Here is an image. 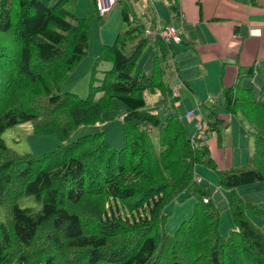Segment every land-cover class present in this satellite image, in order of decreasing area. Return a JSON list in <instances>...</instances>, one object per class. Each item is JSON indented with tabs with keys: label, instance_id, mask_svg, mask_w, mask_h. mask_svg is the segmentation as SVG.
<instances>
[{
	"label": "trees",
	"instance_id": "16d2710c",
	"mask_svg": "<svg viewBox=\"0 0 264 264\" xmlns=\"http://www.w3.org/2000/svg\"><path fill=\"white\" fill-rule=\"evenodd\" d=\"M77 1L0 0V264H264V230L247 214L264 220V207L237 190L264 182V102L241 82L255 76L259 59L238 66L228 82L222 69L223 115L201 102L207 109L201 117L205 141L215 133L221 144L228 115L253 138L245 164L217 169L208 146H191L177 109L168 83L172 45L154 38L150 69L134 74L153 38L129 0L115 5H124L122 19L132 26L92 53L88 96L61 91L88 53L92 23L102 26L108 14L99 15L90 0L87 15L78 16ZM162 1L180 15L178 0ZM148 12L154 28L157 17ZM180 39L188 45L183 33ZM105 61L111 67L95 85L97 66ZM156 92V108L147 109L146 93ZM168 100L172 111L162 120L158 110ZM123 107L122 144L113 148L104 138V115ZM23 124L59 142L38 155L18 152L1 133ZM196 165L214 170L229 192L233 227L226 237L219 232L220 209L198 183ZM187 189L197 196L192 213L168 234L164 209ZM26 196L40 208L21 207Z\"/></svg>",
	"mask_w": 264,
	"mask_h": 264
},
{
	"label": "rangeland",
	"instance_id": "374dc122",
	"mask_svg": "<svg viewBox=\"0 0 264 264\" xmlns=\"http://www.w3.org/2000/svg\"><path fill=\"white\" fill-rule=\"evenodd\" d=\"M136 1V0H135ZM90 0L87 2L86 7L81 9V12H79L78 8L77 10L75 9V13L78 16L85 17L87 14L88 10V5H89ZM142 3V2H141ZM132 6H135L133 3H131ZM136 5L140 7L136 1ZM124 5L122 3H117L115 7L112 9L110 13L107 14L105 17L104 22L102 23V26H106L109 17H111L109 25L107 26L108 31H114L116 32L113 41L115 39V36L117 32L119 31H124L128 29L129 27L132 26V23H126L122 19L121 15V8ZM151 7V10L153 11H159L158 4L152 0L151 4L149 5ZM160 7L162 8V2H160ZM155 9V10H154ZM165 10L168 11V8L164 7ZM79 12V13H78ZM133 13L136 16V19H143L145 20L148 16V13H144L142 18L140 13L136 11V9L133 8ZM158 14V12H157ZM156 12L155 15L157 16ZM158 18V16H157ZM96 21H94L91 25V28H89L88 31V53L85 55L83 60L81 61L79 67L77 70L72 72L70 76L67 77V79L63 82L61 85V91H69V92H74L78 96L85 98L88 96L89 93V84L91 80V75H92V67L95 64L94 58L97 55H93L92 52L94 50H99V47L102 44H112L110 43H103L102 40L106 36V34L101 33V30L99 28L101 27L98 23L95 24ZM177 26V25H176ZM179 27V26H177ZM99 30V31H98ZM153 38V37H152ZM156 45V41L151 39V41L147 44L145 48V52L141 59L139 60L138 66H136L134 74L139 73L140 71H147L151 67V60L154 55V47ZM175 44H172V46ZM131 47V44L127 45V48ZM111 67L110 62H102L97 66V71L95 73V78L94 84L97 85L99 84V79L102 78L103 76V71L108 70ZM257 67L258 70L256 71L255 76L252 77H243L242 78V87H252L254 88L255 95L260 99V102H264V58L259 59L257 61ZM220 72L217 73H211L210 76L206 79V81L210 84L213 81H217L219 83V87L215 91H206V86L204 84L205 80V73H199L194 79L188 80L190 88L187 87H176L181 83L180 81L177 82L175 73L170 72L169 78H168V83L172 90H176L179 92V97L177 98V109L179 112H182V114L187 110V109H192L194 113V117H202L205 115L206 106L202 105L201 102H205L207 105H213L216 111L219 113V115H223L224 110H223V97L221 95V82H220ZM201 88V90L199 89ZM193 90V93L192 91ZM99 94L96 95L98 97ZM209 96H212L213 98H209ZM146 108L147 109H155L156 104L155 102L161 98L160 93H146ZM195 98V100H193ZM171 106V102L169 101L168 103L163 104L162 107H159L158 114L160 119H164L168 114L171 113L172 109L169 106ZM165 105V106H164ZM126 111V108L123 107V111H115V112H109L104 115L105 118V125L103 126V131H104V138L105 140L113 147V148H120L122 144V131H121V121L120 119L123 116V113ZM230 116V115H228ZM111 117L113 119H111ZM183 118L186 120V123H190L187 128L190 131V134L193 135V133L196 131V125L194 128V124H192V121L195 118L188 117L186 118L183 116ZM226 121L228 122L227 128L224 129L223 136H222V150L224 152H227V148L230 147V139L233 138L234 132L239 129L242 136L243 140L239 144L240 148L236 145L233 146V151L235 152L236 156L239 154H246L245 156V161L241 163V165L246 162L247 156H248V151L251 153L253 150V138L251 135H249L246 131V129L238 122V120L234 117L231 116L230 118H225ZM195 129V131H194ZM194 131V132H193ZM1 137L5 140L6 144L13 148L14 150L18 152H28L32 154H41L43 152H48L50 150H53L56 147L57 144V139L51 136H37L34 135L31 131L30 125L29 124H23V125H15L12 126L11 128L6 129L3 133H1ZM59 142V141H58ZM191 146L193 148H202L203 145L195 142H192ZM211 156V154H210ZM212 157V156H211ZM213 158V157H212ZM215 161V165L217 169H229L233 165H229L227 160H226V153L224 155V158L222 159H217L213 158ZM235 166H238V161L239 157L237 156L235 158ZM245 164V163H244ZM233 166V167H235ZM202 168H205L203 166H200ZM207 169V168H205ZM213 176L215 177L214 181H205L202 184L204 185L203 188L207 190V186L209 189V193L211 194L212 199L216 202L217 206L220 209V219H221V232H223L225 235L222 236L226 237L230 230L233 227V222L232 218L230 215V211L228 209V201H229V192L227 190L222 189L219 186L218 183V175L216 172L210 168H208ZM197 180L199 181V178L197 176ZM257 185H261L260 188L254 187L251 184H248L250 186V190L244 191L243 194H241L238 190V194L241 197L247 198L249 200H252L256 203H258L260 206L264 207V182H255ZM253 184V183H252ZM246 185V186H248ZM240 187H244L239 186ZM238 188V187H237ZM185 192V191H184ZM182 192V193H184ZM182 193H180L178 196H180ZM178 196H176L166 207H165V215H166V220L164 221V229L166 233L168 234H173V232L176 230V228L180 225V223L187 219L193 210V205L197 201V196L195 194H192L191 190H186V194L179 198L176 199ZM255 198V199H254ZM18 204L21 207H29L32 210H38L40 208V204L35 201V199L32 196H26L21 198L18 201ZM120 214L122 216H125V212L123 210L120 211ZM249 216V219L257 226L262 227L264 230V220L251 212L247 213ZM3 211L0 208V219H3ZM227 218V219H226ZM260 221H263V223H260ZM259 222V223H258ZM219 225H220V220H219Z\"/></svg>",
	"mask_w": 264,
	"mask_h": 264
},
{
	"label": "crops",
	"instance_id": "0c3cea01",
	"mask_svg": "<svg viewBox=\"0 0 264 264\" xmlns=\"http://www.w3.org/2000/svg\"><path fill=\"white\" fill-rule=\"evenodd\" d=\"M88 1L89 0H78L75 9L77 10L78 8V11L81 12V9L86 7ZM129 1L130 4L133 3L135 5L132 7L140 13L141 18L145 12L149 13L148 10L151 11L149 5L152 0H136L137 3L140 4V7L136 5L135 0ZM154 1L159 7V11L154 9L156 14L158 12L157 29L163 27L162 25L165 23L182 26L181 33L187 38L188 45L174 43L175 45L172 46L173 50L176 52V55H173L177 67L175 69L176 80L177 82H181L177 86L190 88L188 80L194 79L199 73H205L204 84L206 86V91H215L220 86L219 83L213 81L209 84L206 81L211 73H217L223 69V73L225 72L224 80L228 82L231 80L238 66L249 64L251 60L256 57L258 59L264 58V0H178L177 6L180 11L178 17L172 14L169 9L168 11L164 9L166 5L162 0ZM160 2H162V8L160 7ZM149 16L150 14H148L147 18ZM110 19L111 17H109L105 28L104 26L99 28L102 35L106 34L102 40L103 43L112 42L116 33L107 30ZM95 52L97 53V50H94L92 53ZM199 89L201 90L200 87ZM191 91L193 93V90ZM193 100H195V98ZM168 102L169 100L165 103ZM190 110L192 109H187L183 114L179 112L186 126L190 123H186L183 116ZM231 116L233 115L225 116V118H230ZM192 124H194L195 128V120L192 121ZM206 136L205 132V138ZM242 140L243 136L240 130L237 129L233 134V138L230 139L231 146L226 149L227 152L222 150L221 144L216 143L215 133H213L207 141L204 139L203 141L199 140V142L201 145L205 144L208 146L209 155L211 154L213 158L222 159L226 153L228 164L234 166L237 156L239 157L238 165L245 161L246 154H239L236 156L233 151V146L237 145L240 148L239 144ZM247 151L249 154V149H247ZM200 166L201 165L195 166V173L198 175L200 186L203 187V182L214 181L215 177L207 170L208 168L205 169L206 167L202 168ZM251 185L257 188L261 186L256 183ZM243 186L244 187H238L241 194L246 190L252 191L249 185ZM207 190L209 191L208 186ZM185 194L186 191L176 199L179 200V198L183 197ZM219 228L221 232V219ZM221 233L225 235L223 232Z\"/></svg>",
	"mask_w": 264,
	"mask_h": 264
},
{
	"label": "built area",
	"instance_id": "2783aa9c",
	"mask_svg": "<svg viewBox=\"0 0 264 264\" xmlns=\"http://www.w3.org/2000/svg\"><path fill=\"white\" fill-rule=\"evenodd\" d=\"M116 0H96V8L99 15L104 16L105 14L109 13L113 6L115 5ZM145 32L151 36L158 35L164 42L171 43V42H180V28L169 24L166 25L160 31H153L149 27V22H145ZM187 116L195 118V125H196V132L191 136V142H195L199 144V140L203 141L205 139V129L203 128L204 123H201V117H194L193 111H189Z\"/></svg>",
	"mask_w": 264,
	"mask_h": 264
},
{
	"label": "clouds",
	"instance_id": "9594fccd",
	"mask_svg": "<svg viewBox=\"0 0 264 264\" xmlns=\"http://www.w3.org/2000/svg\"><path fill=\"white\" fill-rule=\"evenodd\" d=\"M155 12V11H154ZM135 15V14H134ZM157 17V16H156ZM135 18H136V16H135ZM131 19H132V17H131ZM149 18H146L145 20H143V19H140V22L143 24V26H144V24H145V22H149V27L153 30V31H160V30H162L164 27H160L159 29H157V25H156V27H154V28H152L151 27V23H150V20H148ZM169 25V24H168ZM173 25V24H172ZM174 26H176V25H174ZM177 27V26H176ZM178 28H180V33L182 32L181 31V29H182V26H179ZM157 29V30H156ZM144 32H145V26H144ZM146 33V32H145ZM149 35V34H148ZM151 36V35H150ZM151 37H153V38H157V37H159L158 35H155V36H151ZM180 42H181V40H180ZM180 42H178V43H180ZM166 43V42H165ZM174 43H177V42H171V43H168V44H174ZM177 43V44H178ZM168 61H169V65H170V70H172V72H174L175 73V76H176V71H175V61H174V57L172 56V55H170L169 56V59H168ZM177 87H179V86H177ZM172 94H173V96L174 97H176V98H178L179 97V95H178V92L176 91V90H172ZM190 111H192V110H190ZM189 111H187L186 113H185V117L186 118H188L189 116H187V113H188ZM192 117V116H191ZM195 120V119H194ZM196 121V120H195ZM192 136V135H191ZM191 144H192V142H191ZM198 181V180H197ZM198 183H199V181H198ZM202 187V186H201ZM205 188V187H204ZM207 198H205L204 199V202H207Z\"/></svg>",
	"mask_w": 264,
	"mask_h": 264
}]
</instances>
